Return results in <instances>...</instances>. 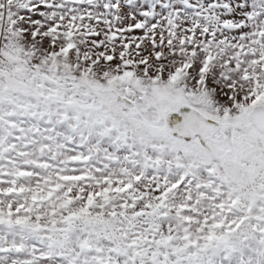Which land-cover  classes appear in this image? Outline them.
Wrapping results in <instances>:
<instances>
[{
	"label": "snow or ice",
	"instance_id": "6c2138e0",
	"mask_svg": "<svg viewBox=\"0 0 264 264\" xmlns=\"http://www.w3.org/2000/svg\"><path fill=\"white\" fill-rule=\"evenodd\" d=\"M0 264H264V0H0Z\"/></svg>",
	"mask_w": 264,
	"mask_h": 264
}]
</instances>
